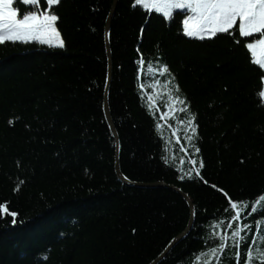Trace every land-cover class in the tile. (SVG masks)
I'll use <instances>...</instances> for the list:
<instances>
[{
    "label": "trees",
    "instance_id": "1",
    "mask_svg": "<svg viewBox=\"0 0 264 264\" xmlns=\"http://www.w3.org/2000/svg\"><path fill=\"white\" fill-rule=\"evenodd\" d=\"M113 2L52 6L61 17L64 48L0 44V204L18 213L16 225L0 213V264H152L191 217L186 198L169 187L191 198L196 227L158 264H196L194 253L215 246L209 239L214 231L230 234L232 212L222 194L199 180L178 179L190 168L181 169L170 149L188 162L182 150H188L187 119L175 110L182 105L161 117L175 83L180 91L173 95L186 98L196 117L201 175L247 203L248 212L264 196V103L258 95L264 69L244 46L259 34L243 38L233 29L202 41L184 34L183 11L167 18L133 8L134 0H118L110 32L109 106L120 167L132 182L169 187L119 179L117 143L105 113L106 22ZM45 5L15 6L23 13ZM161 64L174 77L171 85V77L156 70ZM261 209L264 202L242 217L252 231L243 233L249 241L241 245V264L245 247L255 248ZM124 215L139 223L123 221ZM235 251L225 250L220 264H235Z\"/></svg>",
    "mask_w": 264,
    "mask_h": 264
},
{
    "label": "snow or ice",
    "instance_id": "2",
    "mask_svg": "<svg viewBox=\"0 0 264 264\" xmlns=\"http://www.w3.org/2000/svg\"><path fill=\"white\" fill-rule=\"evenodd\" d=\"M41 0H0V44L5 42H38L41 45H47L54 48H64L65 40L62 37L61 31L58 28V22L61 17L52 10V6L59 5L61 0H46V5L43 9L30 10L21 13L20 9L15 5L22 3L26 6L39 5ZM142 6L144 9L153 10L163 13L167 18L173 16L176 9H188L192 15H188L183 20V32L188 37H193L199 40H211L217 37L219 33H227L232 35V30L236 29L240 37L249 38L254 34H259V38L253 42L244 45L251 54L252 63L258 65L260 69H264V0H134L132 7ZM143 33V28H141ZM110 36V32H109ZM235 39V36H233ZM239 43V41H237ZM139 53V49H137ZM140 55L139 64H143L144 56ZM160 75L167 74L171 79L166 81L171 85L172 79L170 69L167 64H161L156 69ZM260 80L264 81V74L260 76ZM156 86V85H154ZM143 89V85H141ZM180 91L179 85L169 87L167 95L170 99L168 113H162L161 117L167 119L175 107V105H183L184 107L176 108L177 111H187L190 108L186 98H180L173 95ZM261 103H264V90L259 91ZM151 102V97H149ZM10 123H12L10 121ZM183 123V122H181ZM159 127V125H158ZM186 127L190 130L191 135L186 139L189 142L197 137L196 117L195 115L187 121ZM187 151V149H182ZM194 154L200 153V148L193 145ZM192 166L185 174L179 175L180 181L184 180H199L203 184L208 185L213 190L222 194L226 199L229 209L232 212L229 223L226 224L228 229H231L230 234L225 231L219 233L213 232L209 238L213 241L214 247H209L207 251L201 249L193 254V260L196 264H212L214 258L216 264H220L219 257L223 256L225 250L234 248L235 264H241V245H247L249 238L243 235L246 231H252V225L243 222L242 217L247 214L251 215L257 212V205L264 202V196H261L256 204L251 206L250 212L246 211L249 205L242 201L233 200L227 191L218 187L216 184H210L208 180L201 175V170L205 167L202 159H189ZM127 180V178H124ZM10 205L0 204V213L12 217L11 224L16 225V211H9ZM264 211V209H261ZM196 211L193 210V222L191 227H196L194 218ZM21 223H24L21 221ZM233 225H236L235 227ZM135 233V229L132 230ZM178 239V238H174ZM264 241V236L261 237ZM244 264H264V249L258 250L254 256L253 252L244 249L243 254Z\"/></svg>",
    "mask_w": 264,
    "mask_h": 264
},
{
    "label": "water",
    "instance_id": "3",
    "mask_svg": "<svg viewBox=\"0 0 264 264\" xmlns=\"http://www.w3.org/2000/svg\"><path fill=\"white\" fill-rule=\"evenodd\" d=\"M117 5H118V0H114L111 12H110L109 17H108L107 22H106V44H107V52H108V57H109V74H108V86H107V90L105 93V113H106L107 121H108L109 126H110V128H111V130L115 136L116 143H117L116 172H117L119 179L128 185H135V186H141V187H145V186H147V187L148 186L149 187H155V186L169 187L162 182L154 183V184H150V185L132 182L123 174L121 167H120L119 136H118L117 130L115 128V125H114V122L112 119V115H111V111H110V106H109V88H110V84H111L112 76H113V62H112V52H111V46H110L109 32H111L112 22H113V18H114L116 9H117ZM125 177L127 178V180L124 179ZM169 188L176 190L178 193H180L181 195H183L186 198V200L190 204L191 217H190V221H189L187 227L185 228V230H183L182 233H180L176 237L178 239H173L172 242L168 245V247L161 254V256L159 258H157L154 262H152V264H158L181 240H183L191 232V230L193 228V227H191V224L193 222L192 212H193V210H195V207L193 205L191 198L187 194L183 193L178 188H175V187H169Z\"/></svg>",
    "mask_w": 264,
    "mask_h": 264
},
{
    "label": "rangeland",
    "instance_id": "4",
    "mask_svg": "<svg viewBox=\"0 0 264 264\" xmlns=\"http://www.w3.org/2000/svg\"><path fill=\"white\" fill-rule=\"evenodd\" d=\"M182 10H183L184 13H186V18H187L188 15H192V13L190 12V10H188V9H182ZM175 11L176 10H174V12ZM183 20H182V22H183ZM182 22H181V25L183 27V23ZM263 83H264V81H263ZM175 85H176V83H175ZM263 90H264V87H263ZM176 107L177 106H175L174 108H176ZM181 107H184V106L182 105ZM184 112H185V118L188 121L191 118V116H193V114L192 113H188L189 112L188 110L187 111H184ZM184 112H182V114H184ZM187 121H186L185 124H187ZM189 135H191V132L186 127V137L189 136ZM193 145H195V147H198V145L195 143V139L193 141H191V142H189V140L187 139V148H188V150H187V156H188L189 159L191 157V158H195V159H198L199 160V155L196 156L194 154ZM171 149H170V155H171L172 158H174L177 161L178 166L181 169H183V167H186V166L189 167V168L192 167L190 165V163H189V159H188V162L186 163V156L184 155L183 152L176 151V149H175V147L173 145H171ZM258 200L259 199H257L255 201V204H256V202ZM261 204H262V202L259 205H257V207L261 206ZM124 217L125 218H123V221H126L127 222V221L133 219L134 222L139 223V219H140L139 217H135V218L134 217H131L130 219H129V217H126L125 215H124ZM131 227H133V226H131ZM262 236H264V218H258V230H257V236H256V245H255L254 250L252 251L254 256L257 254V251L258 250L264 249V241H262V239H261Z\"/></svg>",
    "mask_w": 264,
    "mask_h": 264
}]
</instances>
